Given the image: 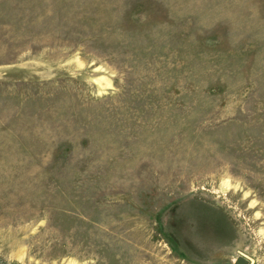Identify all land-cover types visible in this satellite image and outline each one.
<instances>
[{"label":"rangeland","instance_id":"obj_1","mask_svg":"<svg viewBox=\"0 0 264 264\" xmlns=\"http://www.w3.org/2000/svg\"><path fill=\"white\" fill-rule=\"evenodd\" d=\"M264 264V0H0V264Z\"/></svg>","mask_w":264,"mask_h":264},{"label":"water","instance_id":"obj_2","mask_svg":"<svg viewBox=\"0 0 264 264\" xmlns=\"http://www.w3.org/2000/svg\"><path fill=\"white\" fill-rule=\"evenodd\" d=\"M246 260L243 259V258H239L237 261H236V264H246Z\"/></svg>","mask_w":264,"mask_h":264}]
</instances>
